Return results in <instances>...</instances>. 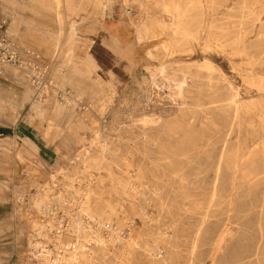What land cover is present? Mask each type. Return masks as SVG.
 Masks as SVG:
<instances>
[{
	"label": "rangeland",
	"instance_id": "obj_1",
	"mask_svg": "<svg viewBox=\"0 0 264 264\" xmlns=\"http://www.w3.org/2000/svg\"><path fill=\"white\" fill-rule=\"evenodd\" d=\"M0 26V264H264V0H0Z\"/></svg>",
	"mask_w": 264,
	"mask_h": 264
},
{
	"label": "crops",
	"instance_id": "obj_2",
	"mask_svg": "<svg viewBox=\"0 0 264 264\" xmlns=\"http://www.w3.org/2000/svg\"><path fill=\"white\" fill-rule=\"evenodd\" d=\"M11 78V82L13 84H15L14 79L12 77ZM9 76H7L5 74V71L0 74V79H6L7 81L10 80ZM17 94H15L14 91L9 90L7 88H5L4 84L2 83V81H0V100H2V102H6L8 100L11 101L10 99H12L13 102H15L16 98H17ZM10 116V112L8 110L7 113L3 114L2 118H7L9 119ZM20 134V126H10L8 125V123L1 121L0 119V150L1 148H6L5 145H9L6 140H8V137H19ZM1 137H5V139H1ZM5 140V141H4ZM27 143L30 144L31 147L35 148L37 147L33 142H31L30 140H27ZM6 264V263H5ZM8 264V263H7Z\"/></svg>",
	"mask_w": 264,
	"mask_h": 264
},
{
	"label": "built area",
	"instance_id": "obj_3",
	"mask_svg": "<svg viewBox=\"0 0 264 264\" xmlns=\"http://www.w3.org/2000/svg\"><path fill=\"white\" fill-rule=\"evenodd\" d=\"M21 61L18 49L14 42L8 40L3 32V26H0V74H2L8 66L21 68Z\"/></svg>",
	"mask_w": 264,
	"mask_h": 264
},
{
	"label": "bare ground",
	"instance_id": "obj_4",
	"mask_svg": "<svg viewBox=\"0 0 264 264\" xmlns=\"http://www.w3.org/2000/svg\"><path fill=\"white\" fill-rule=\"evenodd\" d=\"M74 2H75V1H74ZM84 2H85V1H84ZM82 3H83V2H82ZM59 5H60V4H59ZM178 8H179V7H178ZM92 9H93V8H92ZM79 10H80V9H79ZM175 10H176V9H175ZM67 11H68V10H67ZM71 11H72V10H71ZM182 11H183V10H182ZM69 12H70V11H69ZM79 12H80V11H79ZM185 12H186V11H185ZM184 14H185V13H184ZM181 16H182V15H181ZM182 17H183V16H182ZM176 18H177V17H176ZM179 18H180V17H179ZM178 20H179V19H178ZM183 21H184V20H183ZM179 22H181V21H179ZM179 25H180V24H179ZM262 25H263V24H262ZM77 26H78V25H77ZM175 26H176V25H175ZM176 27H177V26H176ZM180 28H181V27H180ZM262 28H263V27H262ZM179 30H180V29H179ZM174 32H175V31H174ZM182 32H183V31H182ZM184 32H185V30H184ZM173 34H174V33H173ZM174 36H175V35H174ZM181 36H184V35H181ZM72 37H73V36H72ZM72 40H73V39H72ZM208 60H209V59H208ZM205 61H206V60H205ZM163 64H164V63H163ZM206 65H207V64H206ZM253 65H254V64H253ZM167 66H168V65H167ZM161 67H162V66H161ZM207 67H208V66H207ZM209 67H211V66L209 65ZM157 70H158V69H157ZM187 70H188V69H187ZM158 71H159V70H158ZM179 71H180V70H179ZM252 71H253V70H252ZM155 72H156V71H155ZM155 72H154V73H155ZM161 72H162V71H161ZM187 72H188V71H187ZM187 72H186V73H187ZM162 73H164V72H162ZM186 73H185V74H186ZM181 74H182V73H181ZM185 74H184V75H185ZM164 76H165V75H164ZM162 77H163V76H162ZM164 78H165V77H164ZM169 78H170V77H169ZM169 78H168V79H169ZM183 78H184V77H183ZM149 79H151V78H149ZM152 79H153V78H152ZM152 79H151V80H152ZM168 79H167V80H168ZM175 81H176V80H175ZM170 82H171V81H170ZM170 82H169V83H170ZM166 83H167V82H166ZM176 84H177V83H176ZM178 84H181V82H180V83L178 82ZM183 84H184V83H183ZM166 85H167V84H166ZM168 86H169V85H168ZM184 86H185V85H184ZM182 87H183V86H181L180 88H182ZM164 88H165V87H164ZM186 88H187V87H186ZM165 89L168 90V87L165 88ZM165 89H164V90H165ZM173 89H174V88H173ZM263 90H264V89H263ZM168 91H169V90H168ZM177 91H178V90H177ZM172 92H173V91H172ZM173 95H174V94H173ZM177 95H178V94H177ZM237 95H238V94H237ZM182 96H183V95H182ZM233 96H234V95H233ZM235 96H236V94H235ZM172 97H173V96H172ZM183 97H184V96H183ZM230 97H231V96H230ZM175 98H176V97H175ZM181 98H182V97H180V99H181ZM228 98H229V97H228ZM171 99H172V98H171ZM228 100H229V99H228ZM172 101H173V99H172ZM174 101H175V100H174ZM174 101H173V102H174ZM224 101H225V100H224ZM230 101H232V100H230ZM234 101H235V100H234ZM180 102H181V101H180ZM180 102H179V103H180ZM181 103H182V102H181ZM221 103H222V102H221ZM224 103H225V102H224ZM233 103H234V102H233ZM235 104H236V103H235ZM178 105H180V104H178ZM223 105H224V104H223ZM223 105H222V106H223ZM230 107H232V106H230ZM223 108H224V107H223ZM233 108H234V107H233ZM227 109H228V108H227ZM232 110H233V109H232ZM232 114H233V113H232ZM232 114H231V115H232ZM191 115H193V114H191ZM184 116H185V115H184ZM194 116H195V114H194ZM230 117H232V116H230ZM185 118H187V117L185 116ZM191 119H192V118H190V120H191ZM153 120H154V119H153ZM231 121H232V120H231ZM143 122H144V120H143ZM147 122H148V121H147ZM232 123H233V122H232ZM232 123H231V124H232ZM145 124H146V123H145ZM145 124H144V125H145ZM158 124H159V123H158ZM257 131H258V130H257ZM251 133H253V132H251ZM253 135H254V134H253ZM251 136H252V135H251ZM252 138H253V137H252ZM256 138H257V137H256ZM256 138H255V139H256ZM238 144H239V143H238ZM239 147H240V146H239ZM255 148H256V147H255ZM103 149H105V148H103ZM249 151H250V150H249ZM225 153H226V155H227V152H226V151H225ZM239 153H240V151H239ZM219 154H220V153H219ZM254 154H256V152H255ZM247 156H249V155H247ZM100 158H101V157H100ZM232 158H233V157H232ZM238 158H239V156H238ZM225 159H226V157H225ZM229 160H232V159H229ZM234 160H235V157H234ZM236 160H237V158H236ZM94 161H95V160H94ZM94 161H93V162H94ZM231 162H233V160H232ZM235 163L237 164V162H235ZM225 164H226V163H225ZM229 164H230V162H229ZM234 165H235V164H234ZM234 165H233V166H234ZM240 165H241V164H240ZM240 165H239V166H240ZM238 169H239V168H238ZM217 171H218V170H217ZM232 171H233V169H232ZM234 171H235V169H234ZM214 177H215V176H214ZM216 179H217V178H216ZM235 179H236V178H235ZM101 183H102V182H101ZM215 183H216V182H215ZM214 185H215V184H214ZM214 185H213V186H214ZM116 189H117V188H116ZM212 191H213V190H212ZM213 193H214V192H213ZM217 195H218V194H217ZM213 196H214V195H213ZM218 197H219V196H218ZM214 199H215V198H214ZM91 201H92V200H91ZM86 202H87V201H86ZM92 202H93V201H92ZM84 203H85V202H84ZM108 203H109V202H108ZM82 204H83V203H82ZM86 204H87V203H86ZM106 205H107V204H106ZM80 207L82 208V206H80ZM85 207H86V206H85ZM87 207H88V206H87ZM90 207H91V206H90ZM78 208H79V207H78ZM110 208H111V207H110ZM112 208H113V207H112ZM83 209H84V208H83ZM87 210H88V208H87ZM89 210H90V209H89ZM111 211H112V209H111ZM112 212H114V211H112ZM112 212H111V213H112ZM89 216H90V215H89ZM103 219H104V218H103ZM105 220H106V219H105ZM109 220H110V219H109ZM95 222H96V221H95ZM101 224H102V223H101ZM83 231H84V230H83ZM87 232H88V231H87ZM85 233H86V231H85ZM92 233H93V232H92ZM93 236H94V235H93ZM96 236H97V235H96ZM74 244H75V243H74ZM98 245H99V244H98ZM103 246H104V244H103ZM66 249H67V248H66ZM69 250H70V249H69ZM69 250H67V251H69ZM84 251H85V249H84ZM72 255H73V254H72ZM85 255H86V254H84V256H85ZM84 256H83V257H84ZM87 256H88V254H87ZM42 257H43L45 260H48V259H47L48 256L45 255L44 252H43V256H42ZM49 257H50V256H49ZM67 257H68V256H67ZM69 257H70V256H69ZM62 259H63V258H62ZM82 259H83V258H82ZM49 261H50V260H49ZM60 261H61V260H60ZM67 261H68V260H67ZM69 261H70V260H69ZM53 262H54V261H53ZM58 263H59V261H58ZM60 263H61V262H60ZM62 263H63V262H62ZM66 263H67V262H66ZM63 264H64V263H63ZM69 264H70V263H69ZM71 264H72V263H71Z\"/></svg>",
	"mask_w": 264,
	"mask_h": 264
}]
</instances>
